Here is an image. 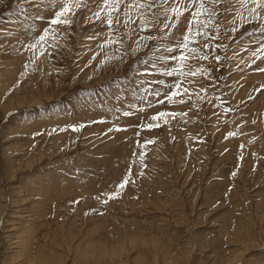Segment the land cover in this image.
I'll return each instance as SVG.
<instances>
[{
    "label": "rangeland",
    "instance_id": "1",
    "mask_svg": "<svg viewBox=\"0 0 264 264\" xmlns=\"http://www.w3.org/2000/svg\"><path fill=\"white\" fill-rule=\"evenodd\" d=\"M141 2L109 29L102 0L70 26L59 0H0V264H264V10L206 0L168 76L190 13L166 36L169 5Z\"/></svg>",
    "mask_w": 264,
    "mask_h": 264
},
{
    "label": "snow or ice",
    "instance_id": "2",
    "mask_svg": "<svg viewBox=\"0 0 264 264\" xmlns=\"http://www.w3.org/2000/svg\"><path fill=\"white\" fill-rule=\"evenodd\" d=\"M155 2V0H153ZM221 0H207L208 4H212L213 6L215 4L220 3ZM241 4L243 5L246 0H240ZM252 4L254 5L251 8V14L254 16V18H261V10H264V0H251ZM52 6L55 7L57 0H51ZM60 7L57 11H55V14L52 19L49 20L50 26H64V25H71L73 22V18L76 16L77 12L81 9H85L89 7L88 0H59ZM163 3H167L169 5V9L171 12V15L167 17L169 22L164 23L163 27L164 29H168L169 31L164 33L166 36L172 35L171 30L176 29L179 24L181 23V18L184 15L185 12L190 13V19L188 21L187 29L184 33H182V39L177 44V48L181 50V54L179 56H170V57H154L153 61V67L155 68V61L159 59H171L174 61H177V67L172 69H165L164 74L168 76H173L174 73L180 74L179 69L183 67V63L189 59V58H197L195 56L188 57L185 56L183 50L188 49L189 44L191 42H195V38L200 35H205L206 33L203 31V29H206L208 26V23L211 21V17L215 15L214 10H210L206 6V0H163ZM153 5L152 4H146L142 3L141 0H102V3L96 5V11L92 13V17L89 19L94 18L95 20L101 21L102 23L106 24L109 29L113 28V25H119L121 23V15L126 17V20L124 21L125 24L131 22L134 23L135 21L132 20L130 16V12L133 9H136L137 12H139V9L141 8H148L151 9ZM122 8L124 11L122 12ZM103 14V15H102ZM207 14L208 19L202 20L201 17ZM175 17L173 20L172 17ZM38 19H42L43 17H37ZM49 34V28H45L43 30V34L39 37L38 43L44 42L46 40V37ZM91 38V37H90ZM148 39H154V37H142L137 42V47L134 51H138L141 47H146V41ZM108 43H119L118 40H110L106 41ZM207 45H205L206 47ZM32 47H36V45H32ZM261 49H264V44H261ZM166 51L172 52L171 48H167ZM192 53H198V48H192L190 49ZM256 55V53H254ZM203 59H207V56L202 57ZM260 57L257 56V59ZM217 60L220 58L217 56ZM145 63V69L142 74H149V70L147 68V61ZM260 71H264V69H260ZM192 75H195L196 73H191ZM142 84L147 83L149 85V88H146L145 91H149L151 84L157 83V84H164L165 82L163 80L158 81H141ZM175 88H179L180 85L177 83L174 85ZM186 91V90H185ZM179 93L176 91H172L169 94L165 96V99L169 102H172V98ZM155 96H159L160 92L156 91L153 93ZM159 103H163L164 101H158ZM151 106V105H149ZM125 115H129L130 113L125 112ZM168 115L175 116V113H164L160 112L156 115L151 117L152 121H156L158 119L164 118ZM147 128L156 127L158 125L148 123L144 125ZM229 136L235 135V133H228ZM151 142V141H148ZM128 177H124L123 183L119 185L120 188H123L125 184H127ZM99 199V197H98ZM103 203H107V200H103Z\"/></svg>",
    "mask_w": 264,
    "mask_h": 264
},
{
    "label": "bare ground",
    "instance_id": "3",
    "mask_svg": "<svg viewBox=\"0 0 264 264\" xmlns=\"http://www.w3.org/2000/svg\"><path fill=\"white\" fill-rule=\"evenodd\" d=\"M1 207V206H0ZM16 241V240H15ZM14 242V241H13Z\"/></svg>",
    "mask_w": 264,
    "mask_h": 264
}]
</instances>
